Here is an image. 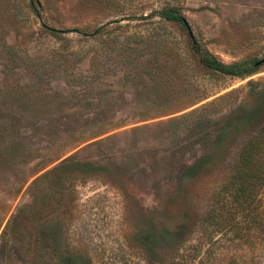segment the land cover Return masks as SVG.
Listing matches in <instances>:
<instances>
[{"label": "rangeland", "instance_id": "1", "mask_svg": "<svg viewBox=\"0 0 264 264\" xmlns=\"http://www.w3.org/2000/svg\"><path fill=\"white\" fill-rule=\"evenodd\" d=\"M167 6L222 61L264 56V0H0L7 264L232 257L224 234L192 229L264 123V62L210 73ZM258 238L246 257L264 264Z\"/></svg>", "mask_w": 264, "mask_h": 264}, {"label": "trees", "instance_id": "2", "mask_svg": "<svg viewBox=\"0 0 264 264\" xmlns=\"http://www.w3.org/2000/svg\"><path fill=\"white\" fill-rule=\"evenodd\" d=\"M157 13L162 19L174 21L188 32L200 64L212 74L244 79L263 63L256 58L224 62L201 46L179 7H163ZM100 28L96 31L99 32ZM193 225L192 230L200 238L222 233L227 245L235 249L230 258H224L225 254L221 253L217 257V248L208 251L210 264H254V256L251 254L248 258L246 252L258 247V236L264 227V123L240 146L236 159L229 167L227 180L214 192L209 209ZM35 241L36 245L39 244L38 236ZM6 243L1 238L0 264L8 263L3 257L7 253ZM198 264L208 263L200 261Z\"/></svg>", "mask_w": 264, "mask_h": 264}, {"label": "water", "instance_id": "3", "mask_svg": "<svg viewBox=\"0 0 264 264\" xmlns=\"http://www.w3.org/2000/svg\"><path fill=\"white\" fill-rule=\"evenodd\" d=\"M260 62H264V56L260 59Z\"/></svg>", "mask_w": 264, "mask_h": 264}]
</instances>
